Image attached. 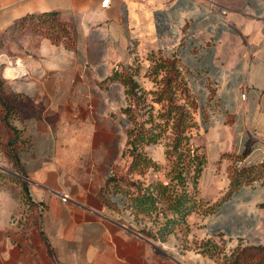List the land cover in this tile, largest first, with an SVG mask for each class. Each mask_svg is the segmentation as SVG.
<instances>
[{"label":"crops","instance_id":"0c3cea01","mask_svg":"<svg viewBox=\"0 0 264 264\" xmlns=\"http://www.w3.org/2000/svg\"><path fill=\"white\" fill-rule=\"evenodd\" d=\"M101 1L0 0V38L24 15L49 11L72 37L71 47L39 35L24 53L0 48L10 92L33 103L17 112L25 144L15 174L35 203L23 224L18 202L0 193V264H219L201 243L221 254L264 245V178L225 195L231 169L264 163V0ZM164 57L197 104V189L202 208L213 206L187 215L185 249L137 232L101 196L127 125L113 73Z\"/></svg>","mask_w":264,"mask_h":264},{"label":"rangeland","instance_id":"374dc122","mask_svg":"<svg viewBox=\"0 0 264 264\" xmlns=\"http://www.w3.org/2000/svg\"><path fill=\"white\" fill-rule=\"evenodd\" d=\"M60 19L71 35L70 22L61 16ZM40 23L41 18H34L28 26L24 24L21 29H7L6 36L0 38V48L7 54L10 53L11 49L19 50V54L20 49L25 52L24 48L26 46L31 47L36 36L40 35ZM55 24L51 23L50 25L55 28ZM10 32L14 34L11 36ZM168 59L170 58L164 57L151 62L150 65H144L141 61L136 60L130 70H127L136 86L132 88L131 91L133 92H129L128 89V93H126L127 106L125 108H130L131 111L128 116L126 114L127 125L123 127L121 152L115 158L107 176L110 175L113 168L117 169L116 175L124 174L126 167L132 160V154L136 152L149 159L145 174L140 175V183L160 181L163 184L168 183L171 189L181 193L186 186L190 189L193 173L191 155L198 159L201 158L200 147L193 141L198 129V123L194 118L197 106L194 107L193 103H190L191 94L187 93L189 90L186 83L179 73L176 74L172 70L173 67L170 66L169 62H166ZM9 94L8 80L0 74V193L3 192L6 198L18 202L13 216H16L15 219L18 222L25 224L28 223L33 214L25 203V197L20 186L21 179L16 176L13 169L14 138L16 135H20L19 131L22 132V129L15 124V116L10 112ZM5 100L6 102H3ZM132 140L135 143L134 148L129 144ZM177 166L182 171L183 180L175 177L176 171L174 169ZM185 171H187V175H185ZM131 176L135 179L139 175H127V177ZM122 181L126 182L125 179ZM124 188L128 189L131 197L137 193L135 189L132 190L126 186ZM105 193L110 200H114V196L120 195L118 192L113 193L111 191ZM126 201L128 205L131 204L128 202V197ZM162 203V201L156 203V210L141 212L131 206L123 207L122 202L120 204L118 202V207L114 209V212L121 214L127 210L130 215L131 227L135 229L145 228L151 233L156 232L159 238L155 241L158 243L169 246L170 242L173 241L179 243L180 247L184 249L192 246L186 243L184 228L179 227L171 233L172 227L167 223L170 214L163 207H159ZM163 227L165 229L160 235ZM215 245L216 247L212 248L211 254L219 257L220 261L232 252L231 249V251L221 254V247L216 243ZM207 247L211 249L213 246Z\"/></svg>","mask_w":264,"mask_h":264},{"label":"trees","instance_id":"16d2710c","mask_svg":"<svg viewBox=\"0 0 264 264\" xmlns=\"http://www.w3.org/2000/svg\"><path fill=\"white\" fill-rule=\"evenodd\" d=\"M34 18H41L40 35L48 38L51 42L55 44L62 43L67 47L72 46V37L69 34L64 22L61 21L60 14L58 11L28 13L17 21H15L8 29H21L24 24L28 26ZM47 21H51L50 24L56 23L55 28H53L50 24H47ZM166 62L170 63V66L173 67L172 70L176 74L179 73L174 59H168V61ZM113 78L118 79L125 85V93H128V89L129 92H133L131 90L133 87L136 86V83L132 80L131 75L130 73H128L127 70H122L119 73L115 71L113 73ZM185 89L187 90L186 87ZM187 93L190 95L188 91ZM190 98V103H193L194 107H196L197 104L195 99L192 95H190ZM3 102H6V100ZM31 108H33V103L27 97L20 94H13L10 92L9 109L10 112L13 113V115L15 116V119H19V117L21 116V113H17L19 112V110L25 114L26 109ZM123 111L128 116L130 114L131 109L124 108ZM19 133L20 135H16L14 138L15 151L12 154L14 167L13 169L15 171H17L18 168L17 153L21 146L25 144V139L22 136V132L19 131ZM129 144H131L132 148H134L135 143L133 142V140L129 142ZM190 161L193 164V173L191 176L190 189L186 186L184 190L181 191V193H178L177 190L171 189V186H169L168 183L163 184L160 181H154L152 183H140V175L145 174V170L147 169V166L149 164V159L146 156L136 152L132 154V160L126 167L124 174L118 176L115 172L117 169H112L110 175L107 176L105 180L102 190L104 192H118L120 194L119 196L121 197L123 207L128 208V206H131L133 209H138V211L141 212H145L148 210L150 211L152 209L156 210V203L162 201L163 203L159 207H163L164 210L169 211L170 215L167 219V223H169L172 227L170 229L171 233L174 232V230H177V228L181 227L184 228L183 233L186 234L189 230L186 217L190 212L196 211L197 209L202 210L203 212H207L213 208V206L202 208L203 200L198 195L197 178L201 171L204 160L202 158L198 159L191 155ZM174 170L176 171L175 177L180 180H183V175L180 167L177 166ZM185 172V175H187V171ZM135 174L139 175L136 176L135 179H133V176L127 177V175L129 176ZM229 176L230 184L225 195L230 194L239 184L243 182H249L256 178H264V163L241 169H231ZM20 179V186L25 197V203L28 205V208L30 210H33L35 203L29 197L27 191V183L22 178ZM124 179L126 180V182L122 181ZM124 186H126L127 188H132V190L135 189L137 191L136 195L131 197V195H129L128 189H125ZM101 196L103 197V200L109 208L114 210L118 207L117 201L110 200L104 195ZM127 197L128 202H131V204L129 205L126 201ZM262 206H264V204H262ZM163 209L161 208V210ZM132 228L137 232L143 234L147 238L154 240H157V238H159L156 232L151 233L145 228ZM164 229L165 227L162 228L160 235ZM201 244L204 247V249H202V252L207 251L208 254L212 255V248L216 247L215 243L205 241ZM207 246L213 247L209 249ZM219 264H264V245H248L243 247L238 246L232 250L229 256H224L222 260L219 261Z\"/></svg>","mask_w":264,"mask_h":264},{"label":"built area","instance_id":"2783aa9c","mask_svg":"<svg viewBox=\"0 0 264 264\" xmlns=\"http://www.w3.org/2000/svg\"><path fill=\"white\" fill-rule=\"evenodd\" d=\"M109 0H102L101 1V6H106V4L108 3ZM68 199V194H64L62 195V200L66 201Z\"/></svg>","mask_w":264,"mask_h":264}]
</instances>
